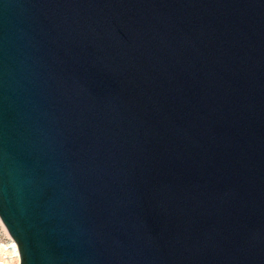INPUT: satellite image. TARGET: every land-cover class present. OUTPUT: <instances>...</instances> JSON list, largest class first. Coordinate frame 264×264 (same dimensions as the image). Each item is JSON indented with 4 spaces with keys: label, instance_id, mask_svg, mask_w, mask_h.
<instances>
[{
    "label": "water",
    "instance_id": "95a60500",
    "mask_svg": "<svg viewBox=\"0 0 264 264\" xmlns=\"http://www.w3.org/2000/svg\"><path fill=\"white\" fill-rule=\"evenodd\" d=\"M0 218L19 264H264V0H0Z\"/></svg>",
    "mask_w": 264,
    "mask_h": 264
},
{
    "label": "rangeland",
    "instance_id": "374dc122",
    "mask_svg": "<svg viewBox=\"0 0 264 264\" xmlns=\"http://www.w3.org/2000/svg\"><path fill=\"white\" fill-rule=\"evenodd\" d=\"M9 240V236L5 232L4 228L0 224V264H17L18 260L13 257L10 251L4 249V244Z\"/></svg>",
    "mask_w": 264,
    "mask_h": 264
},
{
    "label": "bare ground",
    "instance_id": "6f19581e",
    "mask_svg": "<svg viewBox=\"0 0 264 264\" xmlns=\"http://www.w3.org/2000/svg\"><path fill=\"white\" fill-rule=\"evenodd\" d=\"M0 224H1L2 227L4 228V230H5V232L7 233V235L9 236V240L5 243V250L12 252L13 255L16 256V258H17V260H18L17 264H19V255H18L19 250H18V247H17V245H16L14 239H13L12 236L10 235V233H9V231H8V229H7V227H6L5 224L2 222L1 218H0ZM14 247L17 249V253H16V252L14 253V251H13V250H14Z\"/></svg>",
    "mask_w": 264,
    "mask_h": 264
},
{
    "label": "built area",
    "instance_id": "2783aa9c",
    "mask_svg": "<svg viewBox=\"0 0 264 264\" xmlns=\"http://www.w3.org/2000/svg\"><path fill=\"white\" fill-rule=\"evenodd\" d=\"M1 245H2V242H0V246H1ZM4 249H5V244H4ZM13 251H14V253H15V252L17 253V249H16L15 247H14V250H13ZM11 253H12V252H11ZM12 255H13V253H12ZM18 255H19V253H18ZM13 257L16 258V256H14V255H13ZM16 259H17V258H16Z\"/></svg>",
    "mask_w": 264,
    "mask_h": 264
}]
</instances>
